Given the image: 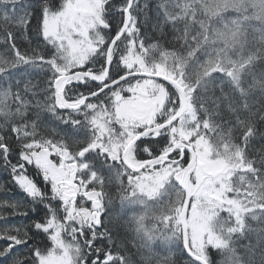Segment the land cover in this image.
I'll return each mask as SVG.
<instances>
[{
    "label": "snow or ice",
    "instance_id": "snow-or-ice-1",
    "mask_svg": "<svg viewBox=\"0 0 264 264\" xmlns=\"http://www.w3.org/2000/svg\"><path fill=\"white\" fill-rule=\"evenodd\" d=\"M0 45V264H264V0H0Z\"/></svg>",
    "mask_w": 264,
    "mask_h": 264
},
{
    "label": "trees",
    "instance_id": "trees-1",
    "mask_svg": "<svg viewBox=\"0 0 264 264\" xmlns=\"http://www.w3.org/2000/svg\"><path fill=\"white\" fill-rule=\"evenodd\" d=\"M156 1L157 0H148V3L150 5V8H152L153 6H155L156 4ZM150 14H153L154 13H150ZM149 31L151 32V28L149 27ZM19 35V34H18ZM29 35L31 36L32 38V41H33V45H35V43L37 42L38 38L33 34V33H29ZM153 36H155V34L153 33L152 34ZM170 33H169V37H170ZM17 43L21 46V48H26L28 47L27 43L23 40V38H19ZM41 120L48 124L49 127H52L54 126L53 125V122L55 121L54 118L51 117V115L49 113H42L41 115ZM60 127H63L62 125ZM107 174V173H106ZM0 184H3L5 185L6 187H12L11 183H10V176L4 172H0ZM110 191L115 194L116 192V185L113 184L110 188ZM2 194V193H0ZM12 196H14L15 198L19 199V198H22V193H20L19 191H17L16 189L13 188L12 190V193H11ZM0 198L4 199L5 198V195H0ZM115 210L117 212H119V203L117 202L115 204ZM41 215H42V210H41ZM128 215H131V214H128ZM19 219V218H18ZM121 235H124V233L122 232ZM46 243V241H44ZM246 241H241L240 243H245ZM99 243V242H98ZM115 250V249H114ZM129 252H131L133 254V258L137 260L138 264H139V261H140V255L136 252L135 249H133L131 247V245H129V248H128ZM175 258L178 260L179 264H183V259H182V256H181V252L178 251V250H175ZM213 259H218V257L213 254Z\"/></svg>",
    "mask_w": 264,
    "mask_h": 264
},
{
    "label": "bare ground",
    "instance_id": "bare-ground-1",
    "mask_svg": "<svg viewBox=\"0 0 264 264\" xmlns=\"http://www.w3.org/2000/svg\"><path fill=\"white\" fill-rule=\"evenodd\" d=\"M2 49H3V45H0V50H2ZM57 123H58V122L54 121V122H53V125H54V126H52V127H56V126H57ZM0 195H5V194L2 193V194H0ZM0 199H2V198H0ZM19 199H20V198H19ZM37 215H38V213H37ZM17 219H18V218H17Z\"/></svg>",
    "mask_w": 264,
    "mask_h": 264
},
{
    "label": "rangeland",
    "instance_id": "rangeland-1",
    "mask_svg": "<svg viewBox=\"0 0 264 264\" xmlns=\"http://www.w3.org/2000/svg\"><path fill=\"white\" fill-rule=\"evenodd\" d=\"M156 3H157V1H156ZM154 8H155V6L152 7V9H154ZM21 87H22V85H21ZM16 190H17V189H16ZM17 191H18V190H17ZM127 212H128V214H131V210H127ZM38 215H41V212H39Z\"/></svg>",
    "mask_w": 264,
    "mask_h": 264
}]
</instances>
